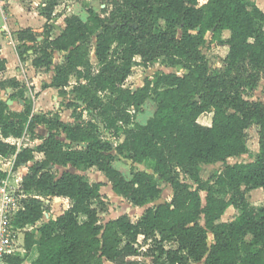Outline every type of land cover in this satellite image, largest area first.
Listing matches in <instances>:
<instances>
[{
	"label": "trees",
	"instance_id": "obj_1",
	"mask_svg": "<svg viewBox=\"0 0 264 264\" xmlns=\"http://www.w3.org/2000/svg\"><path fill=\"white\" fill-rule=\"evenodd\" d=\"M57 3L49 0L43 9L47 19L43 32L30 27L17 32L21 45L16 49L21 60L32 49L36 67L49 68L54 54H63L64 63L56 66L52 81L42 87L63 93L71 75L85 80L74 89L83 96L89 119L79 114L80 122L72 123L33 115V102L22 90L23 111L10 109L7 101L14 94L0 98V158L13 157L17 168L34 161L36 152L45 155L22 178L24 190L38 197L32 195L26 201L17 224L37 223L48 207L43 198L70 200L63 214L25 234L27 252L10 256V263L103 264L107 260L137 264L140 250L136 244L143 236L153 240L147 250L152 264L203 260L205 264H264V205H253L248 199L254 189L264 193V101L243 96L249 78L257 81L264 72V10L250 0H208L202 6L198 0H123L112 11L113 21L89 7L87 19L66 16L65 28L52 37L49 22ZM225 31L227 38H223ZM209 32L228 47L223 71L211 72L202 51ZM94 37L98 69L85 48ZM161 58L187 72H158L141 87L125 86L134 65L147 67ZM6 64L0 46V73ZM7 81L18 85L16 78ZM152 94L157 108L145 123L138 122L135 114ZM205 113L212 114L210 125L199 122ZM39 123L62 130L67 141L57 138L53 130L35 147L20 149L8 141L22 138ZM253 125L259 128V150L253 161L228 163L230 158L249 154L246 130ZM119 155L145 164L150 171L124 177L113 166ZM216 162L224 163L223 169L212 182L204 180L201 163ZM69 164L97 167L114 192L134 206L157 200L168 184L172 199L148 207L137 220L124 214L102 224L93 205L101 197L102 183H92L80 173L55 176L52 172V167ZM182 174L196 186L182 179ZM8 175L0 168V182ZM201 191L206 192L205 204ZM231 206L240 213L223 221ZM169 243L177 246L167 247ZM34 252L36 257L30 259Z\"/></svg>",
	"mask_w": 264,
	"mask_h": 264
},
{
	"label": "rangeland",
	"instance_id": "obj_2",
	"mask_svg": "<svg viewBox=\"0 0 264 264\" xmlns=\"http://www.w3.org/2000/svg\"><path fill=\"white\" fill-rule=\"evenodd\" d=\"M123 0H58V3L55 5L52 12V20L54 22L52 35L58 34L62 30L63 22L62 17L76 14L80 15L83 19L88 18V8H93L97 13L101 14V16L108 22L113 21L112 19V11L115 10L118 3ZM199 6H202L208 2V0H198ZM49 0H37V4L39 5V10L41 13ZM250 2L256 4L258 7L264 10V0H250ZM31 6L33 2L29 3ZM4 9V7H3ZM104 9L108 11V13H104ZM54 13V14H53ZM56 13V14H55ZM59 21V22H58ZM117 22H114V26H117ZM43 32V31H42ZM194 32V31H193ZM9 35V34H8ZM181 35V30H178V36ZM229 36V32L225 31L223 33V38H227ZM206 43L202 47V51L206 54L209 62H210V70L211 72L223 71L224 67V58L228 53V47L221 45L217 40L213 39L212 33H207L206 35ZM19 45V43L17 41ZM95 44L96 37L92 40L88 41L85 44V48L89 51V58L93 66L98 69L99 63L97 61L95 55ZM24 50V48L22 49ZM37 55L33 54V50L30 49L24 55L25 59L23 61L29 62V65L24 64V68L27 69L26 74H23V70L21 72L20 79L17 81L18 85L11 86L9 83L10 78L4 79L2 73L0 74V91H4L6 94L3 95L4 99L10 98L11 94H14L13 102L10 103V109L12 111H23L25 109V103L22 99H20V90L25 92V96L28 97L33 102V115H46L51 117H58L62 121L78 123L79 114H83V120H88L89 116L86 113V103L84 102L83 96L79 95L78 92L75 91V85L81 81L85 82V80H79L77 76L71 75L69 86L66 87L63 93H60L59 89L53 88L49 90L44 89L42 87L44 82H51L53 75L56 70V66L64 63L65 57L63 54L56 52L53 56V64L51 67H36L33 65V60ZM140 58L136 57L135 61L140 62ZM22 69V66L20 67ZM158 72H166V73H177L178 75H183L187 72L182 66H171L166 63L162 58L153 64H149L147 67H144L140 64H136L133 67L132 74L128 77L125 82V86L127 88H137L144 85L145 80L148 78H153L154 75ZM5 82V83H4ZM33 84V85H32ZM8 91V92H7ZM243 96L249 100H261L264 101V72L259 74V79L254 81L253 78H249L248 84L243 87ZM9 100V99H8ZM75 102L77 105L71 106L70 103ZM157 108L156 102L154 100V94L146 101L143 105L141 111L136 112L135 120L141 123H145L155 112ZM132 112H135V109H131ZM212 120L211 113H205L199 118V122L205 125H210ZM82 121V119H81ZM258 126L253 125L246 130L248 147L250 149L249 154L241 155L238 157H233L228 160V163H235L239 161H253L255 155L259 150V135H258ZM54 131L57 135V138L63 141L66 140V135L62 132V130H58V128H51V126L39 123L36 124L33 131H27L25 135L18 139L11 137L8 139L9 142L16 144L17 148L24 147H35L38 144L42 143L45 138L49 136L51 131ZM113 144H116V140H112ZM83 145H80L82 147ZM45 159V155L41 152L35 153V160L31 161L27 164H23L17 168H14L13 157L0 158V168L7 171L9 173V180H22L23 176L29 173L31 166L33 163L37 161H42ZM132 161L131 158L121 157V155L117 156L113 161V166L116 167L126 178H130L134 171L138 170H147L150 171L145 164L129 162ZM224 167V163L216 162V163H201L200 173L204 180H209L212 182L215 175L219 173ZM52 172L55 176H60L64 172H74L80 173L92 182H100L101 185V197L93 202L94 207L97 209L100 221L102 224H105L107 221L111 219H116L121 215L128 214L132 220H137L142 216L145 210L150 207L160 203L169 202L172 199L173 190L171 185H163V192L160 197L144 206H134L132 205L126 198L121 195H118L112 189V184L105 176L103 172L98 170L97 167H81L77 168L72 165L66 166H56L52 167ZM182 179H185L186 176L181 175ZM193 187L196 185L192 183L191 180H186ZM203 203L206 202V192H200ZM33 197L37 196L36 193H32ZM248 199L251 204L261 206L264 205V193L261 188L254 189L248 193ZM45 204L48 206L47 212L44 215L43 222L49 221L50 219H55L61 214L64 213L66 209L70 206V200L66 197H52V198H43ZM44 212V213H45ZM240 212L236 210L233 206L229 207L224 215L222 216L223 221H230L234 219ZM40 224V225H41ZM38 225V223H37ZM39 226V225H38ZM210 244L212 241V236H210ZM153 245V240H146L143 236H140L137 240L136 247L140 250V255L136 259L137 264H152V258L147 253V250L151 248ZM176 243H169L167 247H176ZM33 257V254L30 256V259ZM29 259V260H30ZM103 264H113L110 261L105 260ZM195 264V263H194ZM196 264H205L204 260L196 263Z\"/></svg>",
	"mask_w": 264,
	"mask_h": 264
},
{
	"label": "crops",
	"instance_id": "obj_3",
	"mask_svg": "<svg viewBox=\"0 0 264 264\" xmlns=\"http://www.w3.org/2000/svg\"><path fill=\"white\" fill-rule=\"evenodd\" d=\"M31 2H33L32 6L29 4ZM38 6L37 0H0L1 57L7 60L6 69L1 72L4 79L16 78L19 80L22 70L23 74H26L27 69H25L23 65H29V62L21 60L17 52L16 47L19 45L17 43V32L29 27L36 32H42L44 30V25L47 19L41 13ZM52 20L54 19H51L49 22L52 26L51 33L54 30V22ZM61 20L63 22L62 30L58 32V34L52 35V37L59 35L65 28L64 17H62L59 21ZM21 66L22 69L20 68ZM50 89H53V87H50ZM47 90L49 89L47 88ZM4 94L6 93L3 90L0 91V98L4 99ZM36 255L37 254L34 252L32 258H35Z\"/></svg>",
	"mask_w": 264,
	"mask_h": 264
},
{
	"label": "built area",
	"instance_id": "obj_4",
	"mask_svg": "<svg viewBox=\"0 0 264 264\" xmlns=\"http://www.w3.org/2000/svg\"><path fill=\"white\" fill-rule=\"evenodd\" d=\"M20 139V138H19ZM32 197L23 188V180L0 182V264H11L9 257L27 252L25 234L38 228L43 217L35 224L20 226L17 218L26 208V201ZM38 197V196H35ZM45 212L44 214H46Z\"/></svg>",
	"mask_w": 264,
	"mask_h": 264
},
{
	"label": "water",
	"instance_id": "obj_5",
	"mask_svg": "<svg viewBox=\"0 0 264 264\" xmlns=\"http://www.w3.org/2000/svg\"><path fill=\"white\" fill-rule=\"evenodd\" d=\"M39 39H41V38L39 37ZM7 103H8V104L12 103V100L9 99V100L7 101ZM96 119H97V121H99L98 117H96ZM101 127L104 128L103 124H101ZM81 145H83V147L86 146L85 144H81ZM121 157H123V156L121 155ZM129 162H132V161L129 160ZM58 198H59V197H58Z\"/></svg>",
	"mask_w": 264,
	"mask_h": 264
}]
</instances>
